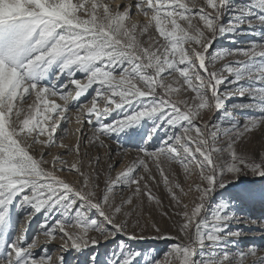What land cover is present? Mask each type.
Returning <instances> with one entry per match:
<instances>
[{"label":"snow or ice","instance_id":"6c2138e0","mask_svg":"<svg viewBox=\"0 0 264 264\" xmlns=\"http://www.w3.org/2000/svg\"><path fill=\"white\" fill-rule=\"evenodd\" d=\"M87 2L0 0V264H264V0Z\"/></svg>","mask_w":264,"mask_h":264},{"label":"rangeland","instance_id":"374dc122","mask_svg":"<svg viewBox=\"0 0 264 264\" xmlns=\"http://www.w3.org/2000/svg\"><path fill=\"white\" fill-rule=\"evenodd\" d=\"M73 2H78V0H73ZM116 2L119 3L120 0H116ZM85 6L86 7H90V0H88V2L86 3ZM133 18L134 19H140V17H136V16H134ZM259 35H260L259 32L255 33L257 41H259ZM245 46H247V45L245 44ZM215 47L230 48V47H232V45L229 44L228 38L224 37V38H222L220 40L219 44L215 45ZM77 78L84 79L81 76V74H79V73L77 74ZM70 87H71L72 94L74 96L76 89H75L74 86H70ZM90 92H91V90H90ZM83 99L84 98H82V100ZM57 103H63V101H60L59 99H57ZM98 106L103 107L104 106L103 102H98ZM71 111L75 112L76 109L73 108V109H71ZM216 115H217L216 113H209V116L213 117V118H215ZM67 127L69 129V134L67 136H64V140H65L66 143H74L76 138H77V136H78V133H75V129L78 126L75 123V121L73 120V122L71 124H69ZM59 134L63 135V133H59ZM158 134L160 136H163V131L161 130ZM106 143L108 145H110V148L112 150L111 151V155H112V161L111 162L115 165V168L112 171V176L115 177V175L121 169H123L125 167V165H128L133 160L137 159L138 150L135 147H133V146L124 144L123 140L118 141L116 139H108L106 141ZM154 143L158 144V141H155ZM53 151L55 153L56 150L54 149ZM97 151L101 155L104 156V161H105V163H107L108 162V157L106 155H104V153L109 151V149H93V152H97ZM65 158L71 160L74 157L66 156ZM172 169L176 173V178L179 181L183 182L184 173H183L182 167L178 163H174L172 165ZM152 174L157 177V181L160 180L159 173L155 170L154 167H153ZM62 175L67 176L69 179L76 178L71 173H62ZM103 180H104V177L101 178V188H103V186H104ZM153 191H155L157 194L161 195V197L164 199L165 204H167L166 190L164 189V186H163L162 183L154 184ZM117 198H119V197H117ZM41 219H43V216L42 215H37L32 220L31 225L29 226L27 214L25 212L21 211L19 213L20 223L18 225L19 231H18L17 234H23V230L24 229H28V236L31 237L33 235V233H35L37 231V226H38V224H39ZM147 219L157 221L162 229H169L173 233L175 231L174 225L172 224V222L168 221L166 218L161 217L160 210H155L153 212L152 216L147 217ZM145 235L148 236V237H152V236L155 235V232L152 229L149 228L145 232ZM258 235H259V233H255L254 234L255 238L257 239V243H259V236ZM45 239L46 238L43 235V233H40L39 240H40L41 245H43ZM60 242L61 241L58 238L57 241L53 242V244L49 246V251H51L53 253L54 258L59 253V249L56 247V245H58ZM170 243H171V241L149 238V239H145V240H141V241H133L132 245H133L134 248H141V249H149V248H151V249H155L156 250V257L158 259H160V260H163L165 258L164 254L169 250ZM37 251H39V249H37Z\"/></svg>","mask_w":264,"mask_h":264},{"label":"bare ground","instance_id":"6f19581e","mask_svg":"<svg viewBox=\"0 0 264 264\" xmlns=\"http://www.w3.org/2000/svg\"><path fill=\"white\" fill-rule=\"evenodd\" d=\"M259 236V235H258Z\"/></svg>","mask_w":264,"mask_h":264}]
</instances>
